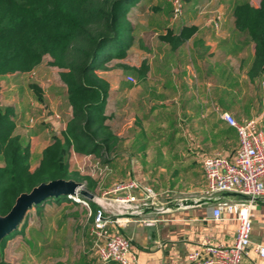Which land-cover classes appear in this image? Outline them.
<instances>
[{
  "label": "crops",
  "instance_id": "crops-1",
  "mask_svg": "<svg viewBox=\"0 0 264 264\" xmlns=\"http://www.w3.org/2000/svg\"><path fill=\"white\" fill-rule=\"evenodd\" d=\"M139 2L135 12L147 13L150 7L141 6L144 0ZM151 8L158 10L157 7ZM217 11L223 18L217 30L210 23L213 13H202L197 7H185L179 22L171 20L170 8L168 17L155 16L144 23V30L161 25L167 27L161 37L167 53L154 56L157 61L168 62V68L153 72L149 71L148 64H143L146 71L138 69V75L146 79L149 72L148 80H153V83L119 90L117 114H121L122 121L126 109L131 108L133 118L129 126L133 135L124 138L116 134L119 140L116 156H112L111 173L131 175L130 180L133 178L154 191L163 190L166 199L160 200L161 191H155L158 195L155 205L162 211L132 217L116 229L131 241L128 264H187L188 255L198 251L201 242L208 237L227 246L235 241L239 222L234 215L224 213L223 218L217 221L213 219L215 203L181 205L184 200L207 199L203 171L206 158L217 154L234 158L238 149L236 130L221 120L217 110L230 113L240 123L256 121L264 133V73L251 74L255 45L236 30L232 6H220ZM191 28L195 29L194 34L187 40L181 39L183 30ZM36 72L39 73L38 80L25 85L28 103L24 94L19 99V95L14 98L10 93V107L18 121L16 133L28 139L33 157L39 158L52 140L65 130L62 127L67 125L72 109L67 103L65 86L60 81L61 89L56 91L51 87L47 91L54 98L61 91L63 102L59 100L58 103L64 107L58 109L60 112L68 109L69 113L64 120H48L54 132H49L47 125L30 129L25 135L17 132L19 125H25L28 120L34 102L38 101L29 85H38L44 99L47 94L41 85L48 77L42 64L34 70ZM20 76L23 78L30 74ZM10 86L9 92L18 94L22 90L21 87ZM175 125L180 126V132H172L171 127ZM155 128L163 132L158 134ZM226 131L227 134L224 133ZM33 139L40 142L35 148L31 145ZM42 144L43 148L40 147ZM158 175L162 177L160 185L154 177ZM178 204L179 208L174 207ZM147 219L154 223L146 224L144 220ZM258 246L264 247V202H258L254 212L251 247L243 264H264V258L256 251ZM79 264L90 263L83 259ZM91 264L101 263L93 255Z\"/></svg>",
  "mask_w": 264,
  "mask_h": 264
},
{
  "label": "trees",
  "instance_id": "trees-1",
  "mask_svg": "<svg viewBox=\"0 0 264 264\" xmlns=\"http://www.w3.org/2000/svg\"><path fill=\"white\" fill-rule=\"evenodd\" d=\"M136 2L0 0V90L5 77L32 74L49 57L50 65L61 70L60 81L72 109L66 129L44 149L35 166L28 139L16 133L18 121L13 109L4 108L0 102L1 216L11 211L21 194L41 184L83 182L85 179L69 168L70 151L95 155L103 166H111L119 139L108 123L110 84L100 73L113 60L127 58L134 43L129 13ZM169 2L172 20L173 6ZM232 7L236 30L255 45L251 74L264 73V0H259L258 7L249 0H236ZM194 32L193 28L184 29L181 39H189ZM29 88L43 102L41 88L34 83ZM93 186L91 182L89 189ZM63 201L72 202L65 195L50 196L33 207L41 214L45 204ZM89 206L97 210L93 202ZM6 242L5 238L0 244L1 257ZM0 264L7 263L1 258Z\"/></svg>",
  "mask_w": 264,
  "mask_h": 264
},
{
  "label": "rangeland",
  "instance_id": "rangeland-1",
  "mask_svg": "<svg viewBox=\"0 0 264 264\" xmlns=\"http://www.w3.org/2000/svg\"><path fill=\"white\" fill-rule=\"evenodd\" d=\"M170 0H144L141 2V6L150 7L147 13L135 12V7L129 13V22L131 24L134 36V43L128 52V56L125 59H116L106 65V71L100 73V75L110 84V99L108 100L107 115L109 117L108 123L112 127L113 131L124 138H129L133 135L129 124L131 123L132 112L131 108L126 109L123 120L121 121V114H117L119 106L116 104L119 98V90L122 87L132 88L138 86H145L149 83H153V80H148L149 72L146 79L140 78L137 71L138 69L146 71L143 64H148L149 71H155L161 69L164 71L168 68L169 63L164 60H158L154 55L163 56V53H167L165 48V42L161 38L168 30L166 26H159L152 30H144V23L149 22L151 18L155 16L168 17V9L170 10ZM236 0H185V7L189 8H201L202 13H213L210 23L215 30L219 29L220 23L223 20L221 12L217 11L218 8L227 6L230 8ZM253 6H259V0H249ZM140 3V2H139ZM151 7H157L158 10L154 11ZM216 9L215 11H212ZM170 12V11H169ZM184 23V22H182ZM181 23V24H182ZM140 46V47H139ZM51 59L46 57L42 63L43 72H47V79L41 82L42 88L46 91L45 99L43 102H34L32 110L29 111L25 125H19L18 133L23 135L28 134L29 130L37 128L39 125H47L49 132H54L52 125L48 122L49 119L64 120L67 116L68 109L60 112L61 107L64 105L59 104V100L63 102V93H57L54 98L50 95V88L55 87L56 91L63 86H59L61 83L59 80V70L50 65ZM177 65V63H176ZM192 70V68H191ZM39 74V73H38ZM38 74L32 73L28 77L20 75H13L10 78L1 80L0 90V102L4 108L10 107V103L13 97L18 95L19 99H22L24 94L25 101L28 103L26 97L25 85L29 81H37ZM37 75V76H36ZM131 75H134V82L129 79ZM26 82V83H25ZM10 85L21 87L18 94L16 92H9ZM24 85V86H23ZM9 87V88H8ZM16 89V90H17ZM49 90V91H47ZM25 91V92H24ZM9 96V97H8ZM59 96L61 97L59 99ZM23 97V98H24ZM131 97V96H130ZM58 98V99H57ZM63 104V103H62ZM63 110V109H62ZM65 113V114H64ZM234 117V116H233ZM30 120H33V124H30ZM124 125V126H123ZM67 126V125H66ZM63 126L62 129H66ZM124 127V129H123ZM172 132H180V126L175 125L171 127ZM64 131V130H63ZM157 131V132H156ZM156 133H161L158 128H155ZM40 142L32 140V147L35 148ZM43 144L40 146L43 148ZM39 149V148H38ZM116 152L112 154L115 155ZM37 165L38 158L34 156ZM100 160L95 155H73L70 151L68 155V163L71 171L79 173L85 180L81 184L80 189L93 195V200H87L79 195L80 202L63 201L62 205L56 203L45 204L44 211L37 213L34 207H32L25 215L22 223L19 226V230L25 225L24 229L16 233L13 232L6 237L7 242L3 251L2 258L7 264H79V261L85 259L91 264V258L93 257V250L91 248V240L89 237V230L93 224V218L95 212L89 206L90 202H93L97 209H105L110 214L115 211V200L121 198L125 193L119 192L117 194H109L103 196L105 192L112 190L115 186L122 182L130 180L131 175H122L119 173H106L104 170L100 171ZM2 162L0 160V166ZM35 168V167H34ZM156 177L159 185L161 184L162 177ZM133 179V178H132ZM131 179V180H132ZM93 183V190H90V183ZM161 191L160 200L165 199L163 190ZM166 200V199H165ZM85 203H84V202ZM114 205L112 208L111 206ZM121 211V209L119 210Z\"/></svg>",
  "mask_w": 264,
  "mask_h": 264
},
{
  "label": "built area",
  "instance_id": "built-area-1",
  "mask_svg": "<svg viewBox=\"0 0 264 264\" xmlns=\"http://www.w3.org/2000/svg\"><path fill=\"white\" fill-rule=\"evenodd\" d=\"M170 1L173 6L172 21H180L184 16V0ZM129 79L134 82L132 76ZM216 112L221 120L236 130L238 149L234 158L217 154L203 161L207 182L206 196L212 198L223 193H237L249 197L250 200L235 198L215 204L214 220H221L224 213H227L234 215L239 222L235 241L227 246L208 237L201 242L198 251L188 255L187 264H243L251 247L252 220L258 204L257 199H264V133L256 121L240 123L226 111ZM30 122L33 124V120ZM99 166L100 171L111 173L110 166H103L101 162ZM119 192L125 195L115 200V211L113 209L108 214L104 208L97 209L89 230L93 255L101 264H128L127 255L131 250V241L116 229L129 222L132 217L128 214L138 212L141 207L155 205L158 196L151 187L143 186L135 180L122 182L103 196ZM70 197L80 202L79 195ZM114 205L110 206L113 208ZM144 221L149 225L154 223L153 220ZM256 251L264 258L263 246H258Z\"/></svg>",
  "mask_w": 264,
  "mask_h": 264
},
{
  "label": "water",
  "instance_id": "water-1",
  "mask_svg": "<svg viewBox=\"0 0 264 264\" xmlns=\"http://www.w3.org/2000/svg\"><path fill=\"white\" fill-rule=\"evenodd\" d=\"M81 184L74 181L57 180L46 184H41L34 188L30 193L21 194L15 202V205L6 216L0 215V244L10 234L15 232L22 223L26 213L36 204L50 196H74L80 195L87 200H93V195L80 189ZM250 200L249 197L237 193H223L221 195L207 198L200 201L184 200L182 206H194L204 203H218L220 201H230L232 199ZM258 202H264V199H257ZM174 207L179 208L180 205ZM156 205L141 207L136 213L128 214L130 217L142 216L149 212H159Z\"/></svg>",
  "mask_w": 264,
  "mask_h": 264
}]
</instances>
